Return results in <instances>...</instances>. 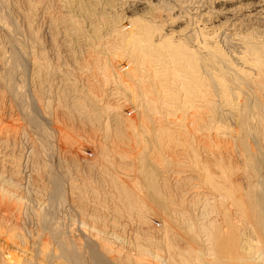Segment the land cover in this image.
<instances>
[{
    "label": "rangeland",
    "instance_id": "374dc122",
    "mask_svg": "<svg viewBox=\"0 0 264 264\" xmlns=\"http://www.w3.org/2000/svg\"><path fill=\"white\" fill-rule=\"evenodd\" d=\"M252 48L264 50V0H0V264H73L60 239L83 264L99 252L111 264H239V246L262 258L239 199L255 167L264 175ZM108 164L165 213L137 198L130 210Z\"/></svg>",
    "mask_w": 264,
    "mask_h": 264
},
{
    "label": "bare ground",
    "instance_id": "6f19581e",
    "mask_svg": "<svg viewBox=\"0 0 264 264\" xmlns=\"http://www.w3.org/2000/svg\"><path fill=\"white\" fill-rule=\"evenodd\" d=\"M2 3V2H1ZM255 7H260V6H255ZM6 11V10H5ZM256 14V13H255ZM252 15V14H251ZM2 22V21H1ZM15 27V26H14ZM15 29V28H14ZM2 30V29H1ZM17 30V29H16ZM5 33V32H4ZM18 33V32H17ZM20 34V33H19ZM17 35V34H16ZM10 40V39H9ZM134 44H138V42L136 41V40H133L132 41ZM133 45V44H132ZM15 49V48H14ZM17 50V49H16ZM252 52L254 53V55L256 54L258 57H257V59L259 60H263V63H264V50H259V49H255V48H252ZM141 53V52H140ZM1 59V58H0ZM14 64L17 66V67H25V60H24V58H23V56H22V54L21 53H19V52H15L14 53ZM32 59V58H31ZM259 60V61H260ZM30 63V62H29ZM40 64V63H39ZM48 64V63H47ZM40 66V65H39ZM262 66V65H261ZM27 67V66H26ZM25 67V70L27 69ZM193 69V68H192ZM191 69V70H192ZM236 78V77H235ZM236 79H238V78H236ZM189 89H192V87H190ZM44 90V89H43ZM41 91V90H40ZM17 92V88H16V91H15V93ZM19 92V91H18ZM32 92V91H31ZM39 92V91H38ZM42 92V91H41ZM25 93V92H24ZM24 93H22V94H24ZM32 94V93H31ZM30 94V95H31ZM34 94V93H33ZM32 94V95H33ZM35 95V94H34ZM21 96H23V95H21ZM21 96H20V98H21ZM40 96H36V99L35 100H37L38 102L39 101H41L40 100V98H39ZM28 98H29V96H28ZM23 98H21V100H22ZM42 99V98H41ZM12 100V99H11ZM18 102L20 103V99L18 98ZM29 100V99H28ZM24 101H25V99H24ZM24 101L23 102H21V105H22V103H24ZM260 103L261 102H257L256 104L259 106V110L260 111H262V113H264V106L262 105V107L260 106ZM29 104V103H28ZM38 103H36V105H37ZM40 105V104H39ZM43 105V104H42ZM46 105V104H45ZM23 106V105H22ZM25 106V105H24ZM41 107V106H40ZM43 107V106H42ZM42 107L40 108L41 110H42ZM47 107V106H46ZM33 110V109H32ZM38 110H39V108H38ZM45 109L43 108V111H44ZM42 111V112H43ZM34 113V112H33ZM32 113V114H33ZM44 115H45V113H43ZM30 116H31V113H30ZM29 116V117H30ZM38 116H39V114H38ZM33 118V122H32V124H33V126L35 127V128H38V129H43V123H42V121L40 120V118H38V117H36V116H31L30 117V119H32ZM44 119H45V117H44ZM47 121V120H46ZM49 122H50V120H48ZM45 123V122H44ZM32 126V127H33ZM33 129V128H32ZM38 129H36V131L38 130ZM41 129V130H42ZM41 130H38V133L40 132L41 133ZM57 130V129H56ZM251 132V131H250ZM39 133V135H41ZM250 135V134H249ZM43 139V138H42ZM142 139V138H141ZM145 139V138H144ZM143 140V139H142ZM45 142V141H44ZM43 142V143H44ZM48 142H49V139H48ZM148 142V141H147ZM50 143V142H49ZM48 143V144H49ZM144 143V142H143ZM142 143V144H143ZM45 144H46V142H45ZM50 145V144H49ZM145 147L147 146L145 143L143 144ZM143 145H142V147H143ZM53 146V144L51 145V147ZM48 149V148H47ZM141 154H142V161H143V164H145L146 165V167H145V165H144V167L146 168V171L147 170H149L150 172H148V174H149V179H148V181L147 182H149L148 184H147V186L146 187H148V189L153 193V195L156 197V196H159L158 194H159V191H158V189H157V185H156V182H155V177H152V172H151V170H152V165H151V162H147L148 161V157H147V154H146V151H145V149H142L141 150V152H140ZM251 153V152H250ZM254 153V152H253ZM256 154H258V153H256ZM255 154V155H256ZM105 155V154H104ZM93 156V155H92ZM252 156V155H251ZM254 156V155H253ZM259 156H260V154H259ZM256 158H259L258 156H255ZM255 158V159H256ZM260 158H261V156H260ZM254 159V160H255ZM93 161V160H92ZM255 161H257V159L255 160ZM261 161H262V159H261ZM260 163H262V162H260ZM256 164H257V162H256ZM264 164V163H263ZM139 166H141L140 164H139ZM258 166V165H257ZM262 166V165H261ZM106 167H108V169L106 170L107 172H108V175H110V177H111V181H112V184L114 185V189H116V191L118 192V194H119V197L123 200V201H125V203L127 204L126 206H128L129 205V207L131 208L130 210H132L133 211V209H135V204H134V201L133 200H135L136 198H137V200H139L138 201V204H141L142 203V206L144 205V206H146V207H148L150 210H152V212H154V211H158V210H163L164 209V204H163V202L161 201V199L160 198H158V201H159V199H160V201L161 202H156V199L154 200H152V202H146L145 201V199H147V198H144V197H142L143 196V194H142V196L141 195H139V194H141V193H136V191L132 188V185L130 186V183H132L131 182V180H129V186H128V184L126 183V180L124 181L123 180V178H122V174H120L117 170H112V166L110 165V164H108V166H106ZM150 169H149V168ZM143 167L141 166V171L143 170L142 169ZM138 169V170H139ZM262 169V168H261ZM259 170V169H258ZM263 170V169H262ZM262 170H259V171H257L256 170V167L254 168V176H255V184H253L254 186H252L251 188H252V190L251 191H247L245 194H244V192H242V195H240L239 194V196L241 197V198H239V196H238V198L239 199H241L240 201H241V204L242 205H244L245 207H244V209L242 210V211H244V212H247L248 213V215L250 216V218H252L255 222H256V226H258L257 228H259L258 230H260L261 232H262V237H261V241H262V244H263V248H264V186H263V184H264V182H263V173H262ZM56 171V170H55ZM52 174V173H51ZM55 176V175H54ZM251 176V175H250ZM151 177V178H150ZM253 177V176H252ZM252 177H251V179H252ZM52 178V185H53V187H51L52 189H51V191H52V197L54 198V199H59V195H61V192H60V189H59V184H58V181L59 180H57L58 178H56V177H51ZM258 180V181H257ZM135 181V180H134ZM137 181V180H136ZM136 181L133 183V186L135 187V185L137 186V184H136ZM254 183V182H253ZM137 188V190H138V187H136ZM256 189L257 188V190H255L254 191V189ZM259 188V189H258ZM62 191V190H61ZM139 191V190H138ZM137 191V192H138ZM141 191V190H140ZM139 191V192H140ZM147 191V190H146ZM143 192V191H142ZM60 193V194H59ZM148 193V192H147ZM145 196V195H144ZM51 197V196H50ZM148 197V196H147ZM52 198V199H53ZM60 198H61V196H60ZM1 199V198H0ZM4 199H6V198H3V201H6V200H4ZM53 199V200H54ZM234 199H236V198H234ZM53 200H52V202H53ZM60 200V199H59ZM149 200V199H148ZM1 202H2V200H0ZM151 201V200H150ZM238 201V200H237ZM239 201V202H240ZM54 203V202H53ZM57 203H58V200H57ZM1 206V205H0ZM7 206V205H6ZM2 207V206H1ZM14 207V206H13ZM13 207H11L10 206V208H11V212L13 213V214H16V213H18V210L16 209V208H13ZM16 209V210H15ZM1 210V209H0ZM8 211V210H7ZM9 212V211H8ZM162 212H164V211H162ZM161 212V213H162ZM165 213V212H164ZM2 214V213H1ZM5 213H3V215H4ZM7 214V213H6ZM163 214V213H162ZM173 214V213H172ZM174 215V214H173ZM172 215V216H173ZM1 216V215H0ZM166 216V215H165ZM3 217V216H2ZM8 217V216H7ZM14 217V216H13ZM12 217V218H13ZM15 217H16V215H15ZM1 218V217H0ZM17 218H19V217H17ZM163 218V217H162ZM4 219V218H3ZM16 220V219H15ZM19 221V220H18ZM46 222V221H45ZM44 222V223H45ZM46 224V223H45ZM45 224H44V226H45ZM19 225V224H18ZM48 225V224H47ZM43 226V227H44ZM14 227V226H13ZM43 227H41L42 229H43ZM53 228V227H52ZM56 228V227H55ZM57 230V229H56ZM51 232L53 231V230H50ZM209 232V231H208ZM48 233V232H47ZM46 233V234H47ZM54 233H55V231H54ZM53 233V234H54ZM210 233V232H209ZM57 235V233L54 235V236H56ZM51 237V236H50ZM58 237V236H57ZM84 237V236H83ZM87 237V236H86ZM86 237L84 238L85 239V242L84 243H88V246H89V248H90V250H92V246H91V244H93V245H95V243H96V247H97V242H95V241H93V240H91L92 242H88V240H86ZM211 237L213 238L212 240H216L217 239V237L215 236H213L212 234H211ZM49 238V237H48ZM54 239H58V238H54L53 237V240ZM91 239V238H90ZM89 239V240H90ZM51 240V239H50ZM66 240V239H65ZM193 240V239H192ZM191 240V242H190V244H192L193 246L195 245V242L194 241H196V240H194V241H192ZM234 240V239H233ZM49 241V240H48ZM60 241V242H59ZM74 241H76V240H74ZM199 241V240H198ZM58 242H59V244H60V249H61V251H62V256H63V258H65L68 262H70V263H73V264H83V260H82V255L80 254V252H79V250H81V246H79V244L78 243H73V241L72 242H69V241H64V240H58ZM232 242V241H231ZM87 243H86V245H87ZM101 243V242H100ZM216 243V242H215ZM237 243V242H236ZM242 243V242H241ZM58 244V245H59ZM99 244V243H98ZM102 244V243H101ZM198 244V243H197ZM244 244V243H243ZM85 245V244H84ZM233 245V244H232ZM237 245V244H236ZM240 245V244H239ZM242 245V244H241ZM257 245H259V243L257 244ZM99 246V245H98ZM101 246H103L104 247V245H101ZM100 246V247H101ZM195 246H197V245H195ZM194 246V247H195ZM234 246V245H233ZM87 247V246H86ZM99 247V248H100ZM192 247V246H191ZM198 247V246H197ZM237 247H238V245H237ZM258 247V246H257ZM257 247H255V248H257ZM95 248V247H94ZM98 248V247H97ZM98 248V249H99ZM105 248V247H104ZM193 248V247H192ZM239 248H240V250H242V251H240L239 250V255H240V257H238V256H235V257H238L239 259L238 260H240L239 262V264H262V263H259L258 261L260 260V259H262L263 260V262H264V254H262L263 255V257L262 258H260L259 257V255H258V253H253L254 251H256V250H250L251 252L250 253H248V252H246V250L244 249V247L243 246H239ZM87 249H88V247H87ZM260 249V248H259ZM50 250V249H49ZM100 250V249H99ZM195 250V249H194ZM197 250V249H196ZM236 250V249H235ZM260 250H262V249H260ZM198 252V251H197ZM201 252V251H200ZM200 252H198V253H200ZM244 252V253H243ZM262 252H263V250H262ZM261 252V253H262ZM50 253V252H49ZM100 253V252H99ZM97 254L96 256H97V258H96V260H92V261H94V262H96V264H111V263H108L109 261H108V259L106 258H101L100 257V254ZM107 253V252H106ZM106 253H103V254H106ZM112 253V252H111ZM264 253V252H263ZM96 254V253H95ZM201 254V253H200ZM208 254V253H207ZM237 254V253H236ZM259 254H260V252H259ZM46 256V255H45ZM107 257H108V255H106ZM210 256V255H209ZM49 257V256H48ZM51 257V256H50ZM92 257H93V255H92ZM120 257V256H119ZM125 257H126V255H125ZM118 258V257H117ZM121 258V257H120ZM119 258V259H120ZM50 259H52V258H50ZM95 259V258H94ZM113 259H115V258H113ZM129 259V258H128ZM46 260H48L47 259V257H46ZM53 260V259H52ZM52 260H50V261H52ZM123 260H125V259H123ZM205 260V259H204ZM262 260H260V261H262ZM32 261V260H31ZM35 261V260H34ZM114 261H116V260H114ZM208 261V260H207ZM38 262V261H37ZM47 262V261H46ZM117 262V261H116ZM236 262H237V258H236ZM39 263V262H38ZM42 263V262H41ZM31 264V263H30ZM37 264V263H36ZM213 264V263H212Z\"/></svg>",
    "mask_w": 264,
    "mask_h": 264
}]
</instances>
